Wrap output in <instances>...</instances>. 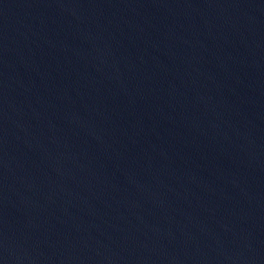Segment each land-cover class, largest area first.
<instances>
[{
    "label": "water",
    "instance_id": "95a60500",
    "mask_svg": "<svg viewBox=\"0 0 264 264\" xmlns=\"http://www.w3.org/2000/svg\"><path fill=\"white\" fill-rule=\"evenodd\" d=\"M0 264H264V0H0Z\"/></svg>",
    "mask_w": 264,
    "mask_h": 264
}]
</instances>
